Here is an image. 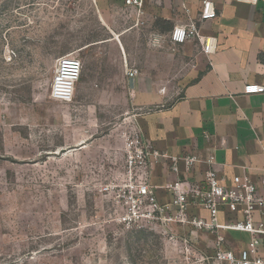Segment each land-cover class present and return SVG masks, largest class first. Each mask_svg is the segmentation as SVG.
I'll use <instances>...</instances> for the list:
<instances>
[{"label":"rangeland","instance_id":"1","mask_svg":"<svg viewBox=\"0 0 264 264\" xmlns=\"http://www.w3.org/2000/svg\"><path fill=\"white\" fill-rule=\"evenodd\" d=\"M110 38L93 0H0V264H215L214 246L122 220L132 131L126 85L101 81ZM69 54L84 68L64 105L50 89Z\"/></svg>","mask_w":264,"mask_h":264},{"label":"crops","instance_id":"2","mask_svg":"<svg viewBox=\"0 0 264 264\" xmlns=\"http://www.w3.org/2000/svg\"><path fill=\"white\" fill-rule=\"evenodd\" d=\"M204 0H148L142 16L125 0H93L110 39L100 46L116 51L110 71L102 76L107 87L126 85L129 127L139 132L155 150L175 156H214L218 175L227 185L235 176H250L260 187L264 178V94L245 95L247 85L264 86V0H212L217 19L200 21ZM192 20L200 33L216 40L211 55L202 52L198 40L170 42L176 26ZM124 36L143 37L127 43ZM131 71L137 74L129 76ZM114 73V74H113ZM105 99L106 93H100ZM206 163L187 171L181 165L173 173L166 161L152 165L150 183L161 203H169L167 185L178 180L204 183ZM190 213L209 220L201 208ZM241 214L220 212V222L241 219ZM259 219V218H258ZM179 239L194 247L214 246L216 236L191 227H172ZM227 248L237 254L250 235L222 233ZM231 243V244H230ZM264 255V239H262Z\"/></svg>","mask_w":264,"mask_h":264},{"label":"built area","instance_id":"3","mask_svg":"<svg viewBox=\"0 0 264 264\" xmlns=\"http://www.w3.org/2000/svg\"><path fill=\"white\" fill-rule=\"evenodd\" d=\"M148 0H125V5L142 16L144 5ZM256 3L257 0H242ZM219 13L212 0H204L200 21L217 19ZM189 40H198L205 55H211L216 47L213 37L200 33L196 22L190 20L186 25L176 26L170 34V42L175 45L185 44ZM83 63L78 56L69 54L56 61L51 82L50 99L70 105L75 100L77 85L82 78ZM137 74L129 73L130 77ZM245 95L264 94V86L247 85ZM126 153L127 184L122 188L113 187L116 191V204L125 215L122 220L128 225L147 223L162 230L171 240H178L173 233L175 225L191 227L193 231H206L216 236L214 256L215 264H264L262 252L264 239V178L260 187L250 176H235L232 184L218 175L214 168L215 157L206 160L197 155L175 156L153 149L139 132H130L124 141ZM166 161L173 173L179 174L181 165L191 171L196 165L206 163L209 169L205 173L204 183H195L187 179L167 185L172 193L169 203H161L156 196V188L150 183L149 171L154 164ZM109 191V189H105ZM201 208L209 213V220L190 213V209ZM226 209L231 214H241V219L227 223L220 222V212ZM259 218V219H258ZM227 231L246 233L250 241L238 254L227 248V240L222 234ZM185 245L188 239H179Z\"/></svg>","mask_w":264,"mask_h":264}]
</instances>
